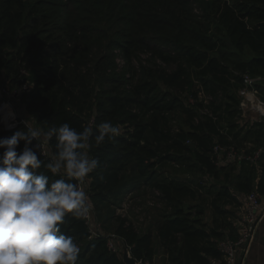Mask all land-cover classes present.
I'll return each mask as SVG.
<instances>
[{
	"label": "trees",
	"instance_id": "16d2710c",
	"mask_svg": "<svg viewBox=\"0 0 264 264\" xmlns=\"http://www.w3.org/2000/svg\"><path fill=\"white\" fill-rule=\"evenodd\" d=\"M204 1L0 0V77L16 83L20 69L27 71L33 90L19 98V105L28 120L45 131L68 123L77 131L92 127L95 133L104 121L131 128L100 145L91 140L90 155L99 165L89 176V187L95 211H106L112 233L142 264H150L158 251L162 264H211L220 258L219 242L233 239V230L218 221L208 227L200 213L186 207L198 193L191 184L158 181L153 173L159 162L177 166L192 157L201 173L218 179L209 155L213 145L245 142L244 129L235 121L241 75L264 81V0ZM194 2L200 4V16L191 13ZM115 50L127 62V76L114 75ZM137 53L174 69H138L133 65ZM94 85L98 97L87 115ZM199 91L212 98L207 107L212 118L199 114L201 104H187ZM261 93L264 100V89ZM176 110L185 116V129L173 131L168 118ZM14 132L0 127V140ZM49 143L52 156L55 138ZM254 168L258 173L259 167ZM41 171L51 180L59 178ZM234 182L217 197H227L230 185L240 196L253 191L248 178ZM141 187L150 188L164 206L156 224L142 233L126 217L112 214ZM257 189L264 190V182ZM62 231L80 246L76 264H124L103 240L88 239L81 220L69 215Z\"/></svg>",
	"mask_w": 264,
	"mask_h": 264
},
{
	"label": "clouds",
	"instance_id": "9594fccd",
	"mask_svg": "<svg viewBox=\"0 0 264 264\" xmlns=\"http://www.w3.org/2000/svg\"><path fill=\"white\" fill-rule=\"evenodd\" d=\"M0 113L8 129L16 127V113L9 105L0 106ZM119 135V126L111 121L101 122L95 133L92 127L77 131L68 123L45 131L26 122L0 140V264H76L80 247L62 226L69 215L86 219L91 214L83 187L99 165L90 155L91 140L100 145ZM53 138L55 151L45 162L42 142ZM42 168L59 178L51 180Z\"/></svg>",
	"mask_w": 264,
	"mask_h": 264
},
{
	"label": "rangeland",
	"instance_id": "374dc122",
	"mask_svg": "<svg viewBox=\"0 0 264 264\" xmlns=\"http://www.w3.org/2000/svg\"><path fill=\"white\" fill-rule=\"evenodd\" d=\"M198 1L206 2L204 0ZM199 6L200 4L198 2L191 3L190 7L192 9L191 13L193 15H201ZM121 28H123V25H119L117 27V29ZM115 51L120 53V50ZM135 56L136 57L133 59V65L138 69L141 65L145 67L156 65L158 67L165 68L168 71L174 69L172 65H164L160 61L153 58L150 54L137 53ZM138 71L140 72V70ZM128 72L127 62L124 61L123 65L117 66L114 75H120L124 73V75L127 76V74H129ZM198 86L199 84H195V90H197ZM259 88L261 92L264 89V83L260 84ZM92 89H94L95 94L90 108L87 111V115L90 114L91 107L98 97V95H96L98 91V85H94ZM235 97L237 98L236 92ZM221 101V98H219L217 99L216 103L220 104ZM188 105L192 106L191 104ZM184 120L185 116L180 110H176L171 115H169L168 127H170L173 131H176L178 128L185 129V124L183 122ZM235 121L239 124V128L246 127V129L242 130L241 132V138L245 139V142L239 143V146L245 144L255 145L260 141V135L263 137L264 126L262 124H264V122L262 124H254V122L250 120L239 119L238 117ZM119 128L120 134H122L125 130L131 129L125 128L123 126H119ZM217 171L218 179H212L211 177L204 175L199 171L198 167L196 166V162L192 157L188 161L180 162L177 166L170 162H159L153 169V173H155V179L158 181L164 178L168 179V181H182L191 184V186L198 191L196 199L194 201H187L185 205L193 213H200L203 223H206L208 227L212 225L213 221H218L222 227L224 226L226 229H228V231H232L235 229V222L242 216V206L240 202L243 198L233 191V187H231V185L227 197L218 198L217 194L224 185L235 183L234 180L237 177H240L242 181H244L246 178L250 179L252 181L253 188L255 184L260 182L259 174L252 166H231L224 170L217 169ZM226 175H229L228 180H226ZM150 204H153V206L151 207ZM215 207H218L219 210L217 211ZM163 208L164 206L150 188L141 187L131 194V196H129L125 202L120 205V207H116L115 209L113 208L112 214L126 217L136 227L137 231L142 233L145 232L149 226L152 227L156 224L159 215L163 214ZM220 211H223L224 214ZM105 212L106 211H104L102 214H99L95 211L96 222L100 225L101 230L105 234H113L112 222L110 221L111 217L105 218ZM122 255L120 258H122ZM162 261L163 256L158 251L150 264H162Z\"/></svg>",
	"mask_w": 264,
	"mask_h": 264
},
{
	"label": "built area",
	"instance_id": "2783aa9c",
	"mask_svg": "<svg viewBox=\"0 0 264 264\" xmlns=\"http://www.w3.org/2000/svg\"><path fill=\"white\" fill-rule=\"evenodd\" d=\"M115 64L117 66L124 64L123 58L119 53H117L115 57ZM27 77L28 73L24 68L20 69L16 83H10L8 80L0 77V106L9 105L16 113L15 128L8 129L2 119H0V127L5 131H17L19 126L25 127L26 122L29 123V126L36 127L33 121L28 120L26 116L22 114L19 105V98L33 90V85L27 80ZM241 82L242 85L236 91L238 99V118L250 120L254 122V124H262L264 122V100L261 96L259 85L263 84L264 81L259 77H252L244 73L241 75ZM211 101L212 98L206 96L203 91H199L196 98L187 99L188 104L192 106H197L198 104L202 105V107L199 108V114L201 116L204 115L212 118V114L207 108ZM3 115L4 113H0V117ZM195 122L197 123L196 119ZM36 143V141H33V146H35ZM37 155L40 156L39 150H37ZM209 155L218 169L242 165L259 167V180L264 182V169L260 168V163L264 161V139L261 144L256 147L251 144L242 146H223L215 143ZM50 158V143L42 142L41 159L48 161ZM83 187L90 198V204L92 206L89 217L86 219H79L87 229L88 239L103 240L105 242V248L110 254L121 256L127 253L128 256L131 257L129 248L114 234H105L101 230L100 225L96 222L95 211L91 199V190L89 187V177L86 178ZM242 198V216L240 217L241 219L237 227V236L236 238H226L219 242L218 251L220 258L213 259L211 264H238L240 255L245 253L247 247L254 240L257 230L264 220V203L258 193L252 191L242 196ZM150 206L152 207L153 204H150ZM135 262L136 264H142L141 262Z\"/></svg>",
	"mask_w": 264,
	"mask_h": 264
},
{
	"label": "crops",
	"instance_id": "0c3cea01",
	"mask_svg": "<svg viewBox=\"0 0 264 264\" xmlns=\"http://www.w3.org/2000/svg\"><path fill=\"white\" fill-rule=\"evenodd\" d=\"M243 129L245 130L246 127H243ZM262 139L263 137H261L260 140L262 141ZM257 186L258 184H255L253 186V189H255L253 191H256L258 195L261 197L262 201H264V190L257 189ZM240 219L241 218L237 219L234 225L235 229H233V231L231 232V236L233 238H236L237 236V227H238ZM238 263L239 264H264V220L259 226L254 240L247 247V249L245 250V253L243 255H240Z\"/></svg>",
	"mask_w": 264,
	"mask_h": 264
},
{
	"label": "water",
	"instance_id": "95a60500",
	"mask_svg": "<svg viewBox=\"0 0 264 264\" xmlns=\"http://www.w3.org/2000/svg\"><path fill=\"white\" fill-rule=\"evenodd\" d=\"M122 262L124 264H136L135 260L133 258L129 257L127 253H124L123 254V256H122Z\"/></svg>",
	"mask_w": 264,
	"mask_h": 264
}]
</instances>
